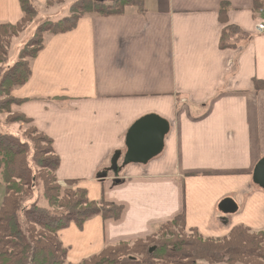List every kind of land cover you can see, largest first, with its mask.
<instances>
[{
    "label": "crops",
    "instance_id": "1",
    "mask_svg": "<svg viewBox=\"0 0 264 264\" xmlns=\"http://www.w3.org/2000/svg\"><path fill=\"white\" fill-rule=\"evenodd\" d=\"M144 7V14L86 17L47 37L29 79L11 92L20 101L11 113L51 140L58 184L73 182L90 202L123 208L118 220L94 217L59 231L67 264L150 237L181 214L185 229L203 238L264 230V190L252 179L264 157V90L253 83L264 84V32L255 29L264 16L253 0H145ZM21 18L18 0H0V26ZM226 26L247 38L220 49ZM152 115L168 127L161 152L126 164L129 129ZM4 194L0 184V207ZM226 200L234 213L220 210Z\"/></svg>",
    "mask_w": 264,
    "mask_h": 264
},
{
    "label": "trees",
    "instance_id": "2",
    "mask_svg": "<svg viewBox=\"0 0 264 264\" xmlns=\"http://www.w3.org/2000/svg\"><path fill=\"white\" fill-rule=\"evenodd\" d=\"M18 1L21 20L15 25L0 26V114L6 116L7 125L30 124L25 117L11 114L10 107L20 103L11 92L29 79L31 62L47 37L72 31L86 17L121 16L127 8L139 14L145 11V0H50L47 8L66 6L67 15L39 24L19 49L17 61L5 67L13 40L39 17L33 0ZM253 3L256 13L264 10V0ZM227 11V4L222 3L220 22L225 23ZM246 38L247 34L226 26L219 48H235ZM253 83L256 91L264 90L260 81ZM25 134L26 140L0 133V184L5 191L0 207V264H67L66 250L57 233L71 224L80 228L94 217L118 220L123 208L103 200L90 202L85 190L71 188L73 182L61 188L55 177L59 160L51 140L32 127ZM39 144L46 148H39ZM80 264H264V230L252 233L237 227L220 239L203 238L195 230L186 233L181 214L157 226L150 237L108 246Z\"/></svg>",
    "mask_w": 264,
    "mask_h": 264
},
{
    "label": "water",
    "instance_id": "3",
    "mask_svg": "<svg viewBox=\"0 0 264 264\" xmlns=\"http://www.w3.org/2000/svg\"><path fill=\"white\" fill-rule=\"evenodd\" d=\"M167 131L166 122L153 115L135 122L129 129L125 139L127 149L125 163H146L158 155L162 150L163 139ZM117 159L118 155H115L112 162L113 166H115ZM252 179L254 184L264 190V157L257 164ZM219 208L226 214L234 213L236 210L235 205L229 200L221 202ZM152 251L153 249H150L149 253Z\"/></svg>",
    "mask_w": 264,
    "mask_h": 264
},
{
    "label": "rangeland",
    "instance_id": "4",
    "mask_svg": "<svg viewBox=\"0 0 264 264\" xmlns=\"http://www.w3.org/2000/svg\"><path fill=\"white\" fill-rule=\"evenodd\" d=\"M109 2V0H106ZM39 10V17L38 19L25 31L23 32L17 39L13 40V43L11 45V48L8 53L7 61L5 64V67L12 66L17 61V56L19 49L22 47L23 44L27 42V40L31 37L33 34L35 28L41 24L43 21L47 19H59L67 15V9L66 6H56L53 5L49 8L46 6L43 8L38 9ZM11 112V111H10ZM13 114V113H11ZM6 116L3 114H0V133L7 136H13V137H22V139H25V127L21 124H10L7 125L6 123ZM25 134V135H24ZM24 135V138H23ZM31 139V138H30ZM26 140V139H25ZM39 148H46L45 145L39 144ZM61 188H67V186H61ZM73 190L77 189L74 188V186L71 187ZM3 195V193H2ZM186 230V229H185ZM186 233H189V231L186 230ZM165 240H169V238H165ZM154 242L157 240H153ZM158 242V241H157Z\"/></svg>",
    "mask_w": 264,
    "mask_h": 264
},
{
    "label": "built area",
    "instance_id": "5",
    "mask_svg": "<svg viewBox=\"0 0 264 264\" xmlns=\"http://www.w3.org/2000/svg\"><path fill=\"white\" fill-rule=\"evenodd\" d=\"M259 14L264 16V10L262 11H259ZM255 29L258 33H263L264 32V21L261 20L260 22H258L256 25H255Z\"/></svg>",
    "mask_w": 264,
    "mask_h": 264
}]
</instances>
